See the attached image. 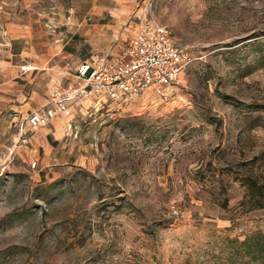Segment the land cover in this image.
<instances>
[{
	"label": "rangeland",
	"instance_id": "obj_1",
	"mask_svg": "<svg viewBox=\"0 0 264 264\" xmlns=\"http://www.w3.org/2000/svg\"><path fill=\"white\" fill-rule=\"evenodd\" d=\"M115 11L167 27L191 62L163 95L86 104L25 145L23 120L0 125V264H257L234 241L264 233L246 186L264 185V0H0V47L27 35L54 66L34 78L66 85L112 47ZM73 35L78 59L52 58Z\"/></svg>",
	"mask_w": 264,
	"mask_h": 264
},
{
	"label": "built area",
	"instance_id": "obj_2",
	"mask_svg": "<svg viewBox=\"0 0 264 264\" xmlns=\"http://www.w3.org/2000/svg\"><path fill=\"white\" fill-rule=\"evenodd\" d=\"M130 24L131 36L123 42L115 40L117 54L102 55L73 68L67 65L71 83L62 92L50 94L43 108L27 115L21 125V145L54 120L74 112L82 114L87 101L124 105L148 90L163 95L178 82L191 62L187 48L176 45L171 31L149 22L145 14L129 19L121 31L127 33Z\"/></svg>",
	"mask_w": 264,
	"mask_h": 264
},
{
	"label": "crops",
	"instance_id": "obj_3",
	"mask_svg": "<svg viewBox=\"0 0 264 264\" xmlns=\"http://www.w3.org/2000/svg\"><path fill=\"white\" fill-rule=\"evenodd\" d=\"M91 11L94 13L100 12L96 3L84 13L85 15H88ZM123 14L124 15H121L118 11L113 12V15L117 16L119 21L128 20L129 18H127V15H125V13ZM123 23L124 24L119 28L120 31L126 24L125 22ZM82 24L83 23L81 22V25ZM110 27L116 29L117 24L110 25ZM119 30H115L117 33L113 35L111 41L112 47H110V50H108L107 46L104 47L103 50L107 52L104 55L117 54V49L114 46L115 40L119 39L122 42L127 40L133 33V25H129V31L127 33H123L122 31L120 33ZM90 31L91 29L89 28L82 34L84 35ZM26 36L27 35L23 34L11 36L10 40L6 43L8 51L2 50L0 47V125L18 119L24 121L25 116L31 113H28L29 110L43 107L47 103L50 94L54 92H62L65 87L71 83V78H69V82H67L66 85L61 84L62 78H59L57 79V84H53V87V85L49 86V83L38 82V79L34 78V76L39 74H49V70L54 69V66L49 64L51 58H49L50 56L47 52L37 54L34 51L35 47L32 44H29V41H25L22 45H20V42H17ZM73 37L75 38V35L69 37L65 42L60 40L62 43L58 46V50L55 55H52V58L57 57L58 59L60 56L62 59L72 57L73 60H77L78 56L76 50L79 48V45L74 47L69 43ZM88 44L91 48L95 49V47H92L94 43L91 42L90 38ZM13 58L19 59L23 63L21 64V67L27 65L28 67L26 71L18 73V71H16V66L12 65ZM94 60L96 59L93 57L80 60L75 63V66L85 61L88 62ZM55 67L64 71L63 67L61 68L58 65ZM91 103L93 102L87 101L85 102V106L86 104ZM23 114L26 115L23 116Z\"/></svg>",
	"mask_w": 264,
	"mask_h": 264
},
{
	"label": "trees",
	"instance_id": "obj_4",
	"mask_svg": "<svg viewBox=\"0 0 264 264\" xmlns=\"http://www.w3.org/2000/svg\"><path fill=\"white\" fill-rule=\"evenodd\" d=\"M249 201L253 209L264 208V185H259L255 180H246ZM237 245L236 254L247 257L251 262L264 264V233H253L243 241H234Z\"/></svg>",
	"mask_w": 264,
	"mask_h": 264
}]
</instances>
